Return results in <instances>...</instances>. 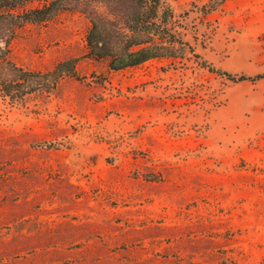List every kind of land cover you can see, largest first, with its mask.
<instances>
[{
  "label": "rangeland",
  "instance_id": "rangeland-1",
  "mask_svg": "<svg viewBox=\"0 0 264 264\" xmlns=\"http://www.w3.org/2000/svg\"><path fill=\"white\" fill-rule=\"evenodd\" d=\"M164 1L193 52L110 70L77 11L9 42L82 79L0 98V264H264V79L201 64L264 72V0Z\"/></svg>",
  "mask_w": 264,
  "mask_h": 264
},
{
  "label": "trees",
  "instance_id": "trees-1",
  "mask_svg": "<svg viewBox=\"0 0 264 264\" xmlns=\"http://www.w3.org/2000/svg\"><path fill=\"white\" fill-rule=\"evenodd\" d=\"M216 5V1L210 0L203 8L209 11ZM100 8L106 11L101 12ZM68 11L80 12L89 21L84 56L106 59L113 71L154 58L178 57L185 48L193 52L169 28L172 10L164 0H0L1 99L23 104L32 97L48 96L65 78L82 79L77 72L79 57L59 61L49 70H36L19 65L10 54L9 42L20 27L45 23ZM201 64L234 82L264 79V72L236 76L205 59H201Z\"/></svg>",
  "mask_w": 264,
  "mask_h": 264
}]
</instances>
